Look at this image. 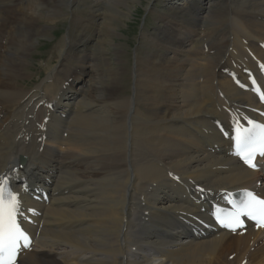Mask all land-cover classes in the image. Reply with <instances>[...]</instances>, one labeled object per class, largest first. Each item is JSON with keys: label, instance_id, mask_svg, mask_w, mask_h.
Segmentation results:
<instances>
[{"label": "bare ground", "instance_id": "bare-ground-1", "mask_svg": "<svg viewBox=\"0 0 264 264\" xmlns=\"http://www.w3.org/2000/svg\"><path fill=\"white\" fill-rule=\"evenodd\" d=\"M220 1L175 8V26L213 27L199 39L160 29L133 72L103 47L116 35L110 20L95 74L83 67L61 81L54 68L27 88L29 35L48 0H0V180L33 237L19 264H264V230L233 236L211 220L227 192H264V171L237 161L232 134L264 79V0Z\"/></svg>", "mask_w": 264, "mask_h": 264}, {"label": "rangeland", "instance_id": "rangeland-1", "mask_svg": "<svg viewBox=\"0 0 264 264\" xmlns=\"http://www.w3.org/2000/svg\"><path fill=\"white\" fill-rule=\"evenodd\" d=\"M57 1L48 0L47 6L36 13V16L40 17L34 25V32L29 35V45L32 47H30L28 58L29 64L25 69L28 78L23 81L24 87L33 88L42 83L47 78L48 72L54 68L61 73V81L68 80L75 71H79L83 67L88 69V73L95 74L97 69L94 67L99 64V43L103 41V38L105 39L104 25H107L110 20L117 21L115 24L118 26L115 30L116 35L113 36V40L106 39V44H103V47L109 50L108 57L115 67L121 65V67L129 68L131 72L134 71L135 59L138 55L145 56L152 51L154 48L153 40L158 38L160 29H166L165 37L171 34L177 38H183L188 35L187 33H194L197 38H202L209 31V28L213 27L211 21H206L205 24L203 23L204 26L202 24L200 26L189 19H186V25L189 28H182L179 22L175 26V22L170 19V16L175 13V8L180 5L184 6V4L178 2L180 5L176 4L177 7H175V5H170L173 2L171 0H150L147 3H141L140 0H124V3L118 7L109 5L104 0H63L68 4L67 7L63 8L64 15L63 13L50 15L49 10L55 7ZM222 1H220L221 5L224 2ZM220 7L212 5L211 8L213 9L210 8V11H215ZM11 13H8L9 17L12 16ZM169 20L173 22L169 23ZM189 24L191 26L195 24L192 26L193 32H188L187 29H191ZM68 37L71 38L70 45L74 48L70 50V54L67 51L66 55L61 57L60 52L65 48L66 42H69L67 41L69 40ZM89 39L92 41L86 42ZM109 41H112L113 45ZM141 48L143 51L140 53ZM67 49H69L68 46ZM128 77L129 84L125 85L126 88L128 87V92H126L133 94L134 79L130 73H128ZM89 79L87 80L89 84L87 90L92 85L91 77Z\"/></svg>", "mask_w": 264, "mask_h": 264}, {"label": "snow or ice", "instance_id": "snow-or-ice-1", "mask_svg": "<svg viewBox=\"0 0 264 264\" xmlns=\"http://www.w3.org/2000/svg\"><path fill=\"white\" fill-rule=\"evenodd\" d=\"M259 141L260 155L264 156V126L251 127L239 132L236 136L238 149H250ZM239 154V152H238ZM250 167H255L249 156L243 157ZM264 205V200L257 201ZM22 215L21 205L17 195L13 194L8 184L0 180V264H15V257L19 248L20 241H27L26 234L21 229L18 218ZM25 243L23 247H28Z\"/></svg>", "mask_w": 264, "mask_h": 264}]
</instances>
